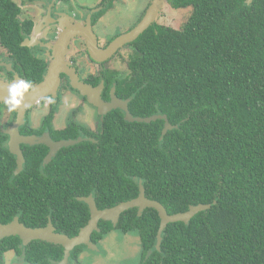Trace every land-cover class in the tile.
I'll use <instances>...</instances> for the list:
<instances>
[{"label": "trees", "instance_id": "trees-1", "mask_svg": "<svg viewBox=\"0 0 264 264\" xmlns=\"http://www.w3.org/2000/svg\"><path fill=\"white\" fill-rule=\"evenodd\" d=\"M247 2L169 0L174 9L191 8L189 19L181 29L156 23L141 35L132 44L129 76L116 87L134 118L165 116L173 130L162 138L164 119L127 122L122 110L104 116L98 134L72 125L59 138L81 131L93 140L62 150L46 175L24 172L16 186L2 187L5 222L17 208L26 227L51 226L73 238L90 220L80 198L94 195L99 210L111 209L137 199L142 182L146 197L170 216L209 209L189 224H169L159 249L154 209L125 212L117 227L101 221L95 245L113 230L138 232L139 264H264V0ZM19 14L11 0H0V47L30 85L40 84L46 64L25 53L32 25H22ZM33 158L29 152L28 171ZM21 243L11 237L0 249L22 254ZM84 247L72 252L71 263ZM23 249L30 264L64 257L63 247L40 241Z\"/></svg>", "mask_w": 264, "mask_h": 264}, {"label": "flooded vegetation", "instance_id": "flooded-vegetation-1", "mask_svg": "<svg viewBox=\"0 0 264 264\" xmlns=\"http://www.w3.org/2000/svg\"><path fill=\"white\" fill-rule=\"evenodd\" d=\"M11 1L19 7V20L21 24H25L27 26L32 25L30 28V33L24 35L22 47L26 49L25 53L27 55H30L33 59L46 64V71L44 73L43 79H45V76L48 74V69L51 63L54 61L55 52L53 51V48L59 41L60 35L63 33V31L68 28V22L71 25L82 24L86 25L87 27L92 12L97 9H101L91 16L92 30L97 37V45L100 50H105L108 48V46L115 39L123 34L120 33L114 37L108 36L106 39H101L96 32V28L100 25L104 15L109 10H112L114 4L120 2V0H100L94 7L80 5L75 0ZM149 6L150 3L148 7ZM102 12H104L103 15L95 18ZM135 27L136 26H134V28ZM132 44L127 45L124 49L119 50L108 59L98 62L91 56L88 44L85 42V40L81 38H75L71 40L68 46V49L65 53V60L67 66L75 71V74L81 83L96 89L98 91V97H100L104 103H110L112 101V90L114 87L116 88L115 96L121 99L117 94L118 91L116 84L118 81L126 79L129 76L128 62L135 52ZM123 66L125 69L127 68L128 71L126 70L123 72V70H125L121 69ZM60 80V86L55 97L50 96L46 97L44 100H39V102H36L33 106L27 109L23 115L19 108H17L15 111H10L9 107L5 104L7 97L0 93V196L2 192L1 188L16 186L14 179L24 172L27 176L37 175L38 173L46 175L49 170L48 166L50 162L55 159L62 150L71 148L65 147L60 149L56 155L52 157L50 161H48L49 156L51 155V148L47 145V143L42 141L39 143H31L29 140L33 138L35 140H42L46 138L50 142L60 143L77 140L82 136H85L87 140H93L91 137L89 138V136L82 133L81 131H79L80 135L77 137L70 136L69 138H59V136L65 135L72 125H76L78 128H85L92 134L100 133L104 116H101L97 107V109H94L96 113H98V120H100V126L98 127L86 128L73 122V120L67 125H62L60 127L57 126L59 109L64 101L71 103L72 96H77L82 102H84V104L90 103L87 97H84L79 91L72 87L70 75L62 73ZM0 82H4L8 85L17 84L19 82L29 83L27 75L18 68L16 59L3 47H0ZM37 85L39 84L30 85L28 90L33 89ZM123 101L127 102L129 100ZM40 106L46 107L48 110L46 115L39 121V123H37L36 112L39 110ZM71 106L75 113H77V111L80 113L84 108L83 105L76 103L72 104ZM38 113L40 114V112ZM51 115L53 119L49 121L48 117ZM29 152H33L34 154V165L31 168V171H28L26 168ZM41 156L44 158L40 163ZM50 173L51 175H54L55 172L50 171ZM5 205V202H0V225L6 226L18 221L20 224L25 226V224L22 222V220H25L23 218L24 215H21L23 210L18 211L19 209L17 208H14L15 213L11 214V220L5 222L10 217ZM40 228L44 229L46 227ZM11 237L3 239L0 244L4 240ZM26 247L22 242V254H19L15 250L2 253L0 249V264H30L25 259V250L23 248ZM77 262L78 260L73 261L71 264H77Z\"/></svg>", "mask_w": 264, "mask_h": 264}, {"label": "water", "instance_id": "water-1", "mask_svg": "<svg viewBox=\"0 0 264 264\" xmlns=\"http://www.w3.org/2000/svg\"><path fill=\"white\" fill-rule=\"evenodd\" d=\"M165 1L169 0H151L150 6L148 7L141 21L136 25V27L131 31L119 36L105 50L99 49L97 45V37L94 34L91 26L92 14L98 12L101 9H97L92 12L87 27L86 25L82 24L71 25L68 22V28L63 31V33L60 35L59 41L53 48V51L55 52L54 61L51 63L48 69V74L45 76L44 81L33 89L28 90L23 98L22 104L19 107L22 115L25 111H27V109H29L39 100H44L46 97L50 96L55 97L60 86V76L62 73H64L66 75H70L72 80V87L75 90L79 91L84 97H87L89 102L99 109L101 116H105L111 111L119 109L125 113V120L127 122L150 124L152 122H155L156 120L164 119L166 121V125L162 133L163 138L170 130H173V126L169 124L165 116H153L144 119L134 118L129 110V101L125 102L115 96V87L112 90V101L110 103H104L102 99L98 97V91L89 85L81 83L76 76L75 71L67 66L65 53L71 40L75 38H81L88 44L90 50L89 52L96 61L100 62L108 59L119 50L124 49L127 45L134 43L150 27L154 26L158 22L159 16L164 9ZM253 1L254 0H248L247 3L251 4ZM12 85L0 82V93L8 98L10 95L9 89ZM41 141L47 143V145L51 148V155L49 156L48 160L50 161L60 149L75 146L83 141L92 140H87L85 136H82L77 140L60 143L50 142L46 138L42 140H35L34 138L29 140V142L31 143H39ZM79 201L81 203H84L88 207L90 211V220L76 237L70 238L68 236L58 234L51 226L44 229H31L20 224L18 221H15L6 226L0 225V242L7 237L13 236L19 237L25 247L35 241L61 246L64 248V257L60 264H71L70 258L72 252L77 247L86 246L93 249L97 248V245H95L91 239L93 234L98 231L99 223L101 221L111 222L114 227H117L121 215L125 212L133 209H138L139 214L141 215L146 209H154L158 212L161 219V225L158 232L156 245L157 249H159L163 240V233L169 224L180 222L189 224L196 215L209 209V207L205 205L192 206L187 213L170 216L168 215L166 209L162 204L157 201L149 200L146 197V190L142 182H140L139 196L137 199L122 203L111 209L99 210L96 205L94 195H91L88 198H80Z\"/></svg>", "mask_w": 264, "mask_h": 264}, {"label": "rangeland", "instance_id": "rangeland-1", "mask_svg": "<svg viewBox=\"0 0 264 264\" xmlns=\"http://www.w3.org/2000/svg\"><path fill=\"white\" fill-rule=\"evenodd\" d=\"M80 5L94 7L100 0H75ZM150 0H120L114 4L102 18L96 32L101 39L108 36L114 37L117 34H124L134 28L141 20L145 10L148 8ZM192 13L191 8L174 9L169 1H165V6L161 12L158 24L160 26L181 29ZM122 70L125 69L123 66ZM123 70V72H125ZM128 71V70H127ZM72 102L64 101L59 109L57 126L67 125L70 121L80 124L86 128L100 126L96 106L92 103L82 102L77 96H72ZM81 104L83 109L80 113H75L72 104ZM97 109V108H96ZM46 107H39L36 112V122L47 113ZM40 112V114L38 113ZM143 247L138 232L123 233L113 230L99 242L96 249L84 247L77 264H139Z\"/></svg>", "mask_w": 264, "mask_h": 264}, {"label": "clouds", "instance_id": "clouds-1", "mask_svg": "<svg viewBox=\"0 0 264 264\" xmlns=\"http://www.w3.org/2000/svg\"><path fill=\"white\" fill-rule=\"evenodd\" d=\"M29 88L30 84L26 82H19L10 86V95L5 101V104L9 107L10 111H15L21 106L23 98Z\"/></svg>", "mask_w": 264, "mask_h": 264}, {"label": "crops", "instance_id": "crops-1", "mask_svg": "<svg viewBox=\"0 0 264 264\" xmlns=\"http://www.w3.org/2000/svg\"><path fill=\"white\" fill-rule=\"evenodd\" d=\"M150 2H151V0H150Z\"/></svg>", "mask_w": 264, "mask_h": 264}]
</instances>
